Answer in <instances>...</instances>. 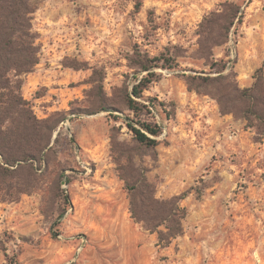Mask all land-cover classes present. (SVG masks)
<instances>
[{"label": "rangeland", "instance_id": "rangeland-1", "mask_svg": "<svg viewBox=\"0 0 264 264\" xmlns=\"http://www.w3.org/2000/svg\"><path fill=\"white\" fill-rule=\"evenodd\" d=\"M225 3L242 6L244 21L213 50V68L198 53L197 32ZM33 26L40 64L22 77V94L40 120L120 103L146 75L131 67L137 52L176 54L177 66L156 70L140 100L149 109L139 121L163 128L155 151L134 141L125 118L138 119L125 107L66 117L48 166L30 172L39 188L16 201L0 197V264H264V140L186 81L225 67L242 89L252 86L264 62V0H46ZM129 155L158 198L202 193L182 202L184 234L167 249L131 218L117 170Z\"/></svg>", "mask_w": 264, "mask_h": 264}, {"label": "trees", "instance_id": "trees-1", "mask_svg": "<svg viewBox=\"0 0 264 264\" xmlns=\"http://www.w3.org/2000/svg\"><path fill=\"white\" fill-rule=\"evenodd\" d=\"M46 0H0V197L4 201H16L20 195L28 194L39 187L33 178V165L49 164L54 151L53 134L68 115H96L105 110L121 111L127 108L138 121L125 118V124L133 134L134 141L140 149L155 151L161 144L159 140L163 128L141 120V115L149 106L140 102L143 93L159 80L158 69H175L177 55L166 53L151 57L147 53L137 52L132 58V69L138 81L131 91L125 90L120 103L101 104L93 110L81 112L71 111L69 114L56 113L48 119H38L28 101L22 94L23 76L35 72L40 64L41 47L39 34L33 26V15L38 5ZM242 6L236 3H225L221 9L210 13L199 25L198 53L201 59L211 67L213 50L229 43L231 32L237 34L243 25ZM81 70L77 66H70ZM223 67L216 71L217 77L189 76L187 84L190 91L206 95L217 102L222 115H232L246 123V129L256 134L255 139L264 140V62L253 75V84L242 89L235 73L225 72ZM140 78V79H139ZM93 84H96L94 81ZM95 87L90 91L93 93ZM156 102V101H155ZM150 106H154L152 102ZM160 106L165 105L160 103ZM124 163L118 160V173L125 184L130 198V214L136 224L144 230L157 235V247L169 248L173 241L184 234V221L188 211L182 202L193 191L201 197L199 189L192 188L179 196L168 199L157 197L156 185L147 176V171L136 165L134 157L129 155ZM65 176L61 174L60 180ZM32 182L35 185H32ZM69 185L70 181L66 180ZM64 201L70 205L68 197L63 193ZM63 212L60 219L64 217ZM0 243V249H3Z\"/></svg>", "mask_w": 264, "mask_h": 264}, {"label": "water", "instance_id": "water-1", "mask_svg": "<svg viewBox=\"0 0 264 264\" xmlns=\"http://www.w3.org/2000/svg\"><path fill=\"white\" fill-rule=\"evenodd\" d=\"M63 185H65V183H63Z\"/></svg>", "mask_w": 264, "mask_h": 264}]
</instances>
